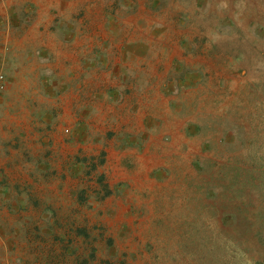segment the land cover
Instances as JSON below:
<instances>
[{
	"label": "rangeland",
	"instance_id": "obj_1",
	"mask_svg": "<svg viewBox=\"0 0 264 264\" xmlns=\"http://www.w3.org/2000/svg\"><path fill=\"white\" fill-rule=\"evenodd\" d=\"M5 41L60 174L54 212L0 180V264H264V0H0Z\"/></svg>",
	"mask_w": 264,
	"mask_h": 264
},
{
	"label": "crops",
	"instance_id": "obj_2",
	"mask_svg": "<svg viewBox=\"0 0 264 264\" xmlns=\"http://www.w3.org/2000/svg\"><path fill=\"white\" fill-rule=\"evenodd\" d=\"M14 47L7 44V41H5L4 46H0V67L8 71L9 81L7 80V84H14L17 80H20L22 84H28V88L18 95L23 100L57 98V93L53 91V88L46 89V87L41 88V86L34 88V86L30 85L42 84L45 86L46 82L48 83L45 72L42 73V70L32 73L36 70L34 68L36 65L32 66L29 62L25 67L23 64L21 70L19 66H16L15 62L10 61V58L9 61L5 60L8 54H13ZM5 52H7V55ZM67 58L65 60H68ZM26 69L28 73L24 72ZM74 82L73 80L72 84ZM24 112V116L34 115L33 110ZM29 121L26 118L17 120L16 126L18 129L11 131L10 127L9 130L4 129L5 120L0 119L2 125V127L0 126V180L6 181L7 194L11 196V199L22 195V209H27L29 206L27 207L26 204L31 202L33 206L27 209L30 212L35 210L43 211L44 209L54 212V206H44V209H40L38 205L42 204V189L45 187L44 182L46 179L52 180L56 174H60L57 170L58 163L56 161L59 159L56 156V152L52 153V151H49L51 145L53 148L57 147V136L50 131L46 132L45 125L37 123V127H35L33 124L28 125ZM67 183L69 184V181ZM49 187L55 190V193H53L54 199L51 197L52 195L48 194V197L51 198L50 202H53L57 198V186L54 184ZM67 190L68 188H64L65 192L59 193L60 196H65ZM10 205L13 212L15 205L11 201ZM29 222H32V219H29Z\"/></svg>",
	"mask_w": 264,
	"mask_h": 264
},
{
	"label": "built area",
	"instance_id": "obj_3",
	"mask_svg": "<svg viewBox=\"0 0 264 264\" xmlns=\"http://www.w3.org/2000/svg\"><path fill=\"white\" fill-rule=\"evenodd\" d=\"M7 88V78L4 74H0V92H3Z\"/></svg>",
	"mask_w": 264,
	"mask_h": 264
}]
</instances>
